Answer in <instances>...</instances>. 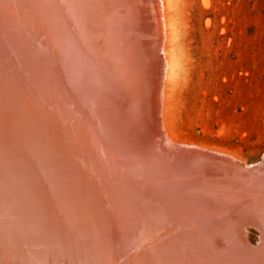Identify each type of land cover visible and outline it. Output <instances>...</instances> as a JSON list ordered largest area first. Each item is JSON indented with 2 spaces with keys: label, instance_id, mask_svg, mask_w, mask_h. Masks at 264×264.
Instances as JSON below:
<instances>
[{
  "label": "bare ground",
  "instance_id": "6f19581e",
  "mask_svg": "<svg viewBox=\"0 0 264 264\" xmlns=\"http://www.w3.org/2000/svg\"><path fill=\"white\" fill-rule=\"evenodd\" d=\"M172 9L0 0V264H264V157L172 133Z\"/></svg>",
  "mask_w": 264,
  "mask_h": 264
},
{
  "label": "rangeland",
  "instance_id": "374dc122",
  "mask_svg": "<svg viewBox=\"0 0 264 264\" xmlns=\"http://www.w3.org/2000/svg\"><path fill=\"white\" fill-rule=\"evenodd\" d=\"M172 1L185 61L174 89L173 135L258 163L264 157V0Z\"/></svg>",
  "mask_w": 264,
  "mask_h": 264
}]
</instances>
